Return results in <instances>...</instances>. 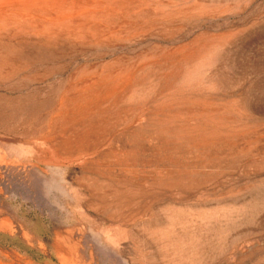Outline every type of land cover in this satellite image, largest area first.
<instances>
[{"label":"rangeland","instance_id":"obj_1","mask_svg":"<svg viewBox=\"0 0 264 264\" xmlns=\"http://www.w3.org/2000/svg\"><path fill=\"white\" fill-rule=\"evenodd\" d=\"M0 264H264V0H0Z\"/></svg>","mask_w":264,"mask_h":264}]
</instances>
